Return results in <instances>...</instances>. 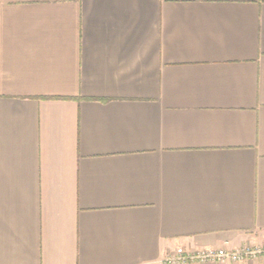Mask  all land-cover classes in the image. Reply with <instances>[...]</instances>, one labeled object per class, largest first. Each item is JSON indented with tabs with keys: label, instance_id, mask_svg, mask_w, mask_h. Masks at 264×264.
<instances>
[{
	"label": "crops",
	"instance_id": "1",
	"mask_svg": "<svg viewBox=\"0 0 264 264\" xmlns=\"http://www.w3.org/2000/svg\"><path fill=\"white\" fill-rule=\"evenodd\" d=\"M248 243L264 0H0V264Z\"/></svg>",
	"mask_w": 264,
	"mask_h": 264
},
{
	"label": "built area",
	"instance_id": "2",
	"mask_svg": "<svg viewBox=\"0 0 264 264\" xmlns=\"http://www.w3.org/2000/svg\"><path fill=\"white\" fill-rule=\"evenodd\" d=\"M264 257V244H245L236 249L202 248L189 250L178 246L170 250L161 264H243Z\"/></svg>",
	"mask_w": 264,
	"mask_h": 264
},
{
	"label": "rangeland",
	"instance_id": "3",
	"mask_svg": "<svg viewBox=\"0 0 264 264\" xmlns=\"http://www.w3.org/2000/svg\"><path fill=\"white\" fill-rule=\"evenodd\" d=\"M252 261H254V260H252Z\"/></svg>",
	"mask_w": 264,
	"mask_h": 264
}]
</instances>
